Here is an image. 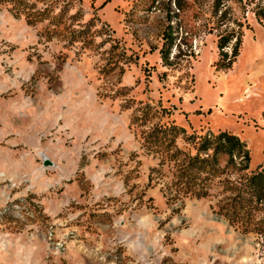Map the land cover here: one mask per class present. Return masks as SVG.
Masks as SVG:
<instances>
[{"label":"rangeland","instance_id":"374dc122","mask_svg":"<svg viewBox=\"0 0 264 264\" xmlns=\"http://www.w3.org/2000/svg\"><path fill=\"white\" fill-rule=\"evenodd\" d=\"M214 2L183 0L171 67L160 48L175 0L0 3V264H264V235L220 213L238 175L204 179L201 198L175 184L171 153H195L187 136L208 130L237 134L264 168V0H227L243 24L227 69ZM172 121L186 134L171 151L144 143Z\"/></svg>","mask_w":264,"mask_h":264},{"label":"trees","instance_id":"16d2710c","mask_svg":"<svg viewBox=\"0 0 264 264\" xmlns=\"http://www.w3.org/2000/svg\"><path fill=\"white\" fill-rule=\"evenodd\" d=\"M2 1L0 0V3ZM175 3L178 12L172 8L166 11V22L162 32L163 43L160 48L163 64L170 67L179 63L178 59L183 53L180 47L179 53L173 54L174 48L179 47L177 44L179 26L175 25L174 17L185 11L183 0H175ZM26 7L23 1L19 2L15 5V14L23 13ZM213 12L216 15L220 12L224 14L220 19V24L225 25V28L218 33L219 58L216 67L227 69L232 66L241 52L243 24L231 20L230 17L226 19L227 0H215ZM255 13L256 17L264 23V7H258ZM33 20L30 18L31 22ZM231 22L235 23L237 28L232 26ZM188 52L187 50L185 54H189ZM148 116V111L137 116L141 120V125L146 124ZM184 134L186 129L172 121L168 124H157L150 130H145L143 139L144 143L155 148L154 150L166 145L167 150L171 151L177 137ZM187 137L189 142L195 139V153L180 149L171 153L172 159L183 155V166L175 183L178 186L177 190L201 198L208 195V190L202 182L204 179L228 172L238 175L241 180L240 185L234 188V194L220 206V213L231 224L242 226L244 231L264 235V168L250 169L251 150L246 141L228 130L217 132L208 130L203 134H190Z\"/></svg>","mask_w":264,"mask_h":264}]
</instances>
